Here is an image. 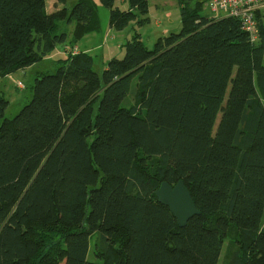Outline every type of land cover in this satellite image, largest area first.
<instances>
[{"label":"trees","instance_id":"obj_1","mask_svg":"<svg viewBox=\"0 0 264 264\" xmlns=\"http://www.w3.org/2000/svg\"><path fill=\"white\" fill-rule=\"evenodd\" d=\"M47 1L0 0L2 78L75 24L14 118L0 92V264H220L229 237L230 264H264V10L252 42L238 19L178 0L180 32L152 50L135 33L100 72L72 53L100 28L96 1L54 13ZM118 1L100 0L112 29L149 23V0ZM180 180L201 212L185 228L155 195Z\"/></svg>","mask_w":264,"mask_h":264},{"label":"rangeland","instance_id":"obj_2","mask_svg":"<svg viewBox=\"0 0 264 264\" xmlns=\"http://www.w3.org/2000/svg\"><path fill=\"white\" fill-rule=\"evenodd\" d=\"M78 0H68L66 5L68 9H71ZM98 5V10L100 14V29L94 34L97 36L94 38V42L92 44L102 43L106 39L104 46L95 48L92 50L91 55L95 59V63L97 66L98 71H103V69L107 66L108 62L112 58L123 59L126 53L125 44L128 41L129 37L133 33L131 31V25L128 26L123 31H116L113 29L111 33H107L112 28L110 27V9L104 7L100 0H95ZM203 2L204 8L201 12L202 16H207L209 18H219L221 14L219 13H212L207 7V2L209 0H192V4L196 2ZM155 4H159L161 7L159 10H156ZM151 7V18L152 22L147 27V25L138 27V32L142 35V39L150 50L154 49L155 43L161 37L168 36L170 33H178L182 30L181 24V13H180V6L178 0H152L150 3ZM158 19L160 21V25H156L155 21ZM72 26H66L65 29H68ZM147 27V28H145ZM98 44V45H100ZM106 44V45H105ZM92 45V46H93ZM121 45V46H120ZM120 46V47H119ZM97 47V46H94ZM114 54H111V53ZM54 63L52 61H46L38 63L37 66L26 73V75H20V79L25 83L26 89L17 90L9 80L0 77V92L6 95V98L10 101L9 107L6 111V117L11 119L14 118L25 105H27L33 96L32 86L35 83V75L38 74H46V73H53L54 71ZM136 82V80L134 81ZM134 103L133 97L127 101V105H131ZM1 122V121H0ZM57 240V238H56ZM54 239V241H56ZM96 236L91 237L90 239V252L88 259L92 262L97 261L96 257L94 256V246H95ZM236 240L234 237H229L226 239L224 248L222 251V256L220 259V264H230L231 258L235 249Z\"/></svg>","mask_w":264,"mask_h":264},{"label":"crops","instance_id":"obj_3","mask_svg":"<svg viewBox=\"0 0 264 264\" xmlns=\"http://www.w3.org/2000/svg\"><path fill=\"white\" fill-rule=\"evenodd\" d=\"M151 1L152 0H149V12H148V18H149V25L151 24V22H152V18H151V7H150V3H151ZM155 1H157L158 2V0H155ZM117 6L118 7H120L121 9H124V10H127L128 8H129V0H126V1H118L117 2ZM67 8V6H65V5H63V4H59L58 2H57V0H48L47 1V10H48V12L49 13H54V12H57V11H59V10H61V9H63V8ZM155 8H156V10H159L161 7L159 6V4H155ZM155 24L156 25H160V21H158V19L155 21ZM131 25V31L133 32V33H130V34H133L132 36H131V38L134 36V34L135 33H139L138 32V27H137V25H136V23L134 22V23H131L130 24ZM129 25V26H130ZM149 25H147V27L149 26ZM69 26H72V27H69L68 29H67V31H68V41L65 43V44H62V45H58L57 47H56V49L54 50V52L52 53V54H50L49 56H47L43 61L44 62H46V61H52V63H54V62H56L57 60H59V59H61V58H65V57H67L68 56V50H69V48H70V45H69V41H71V39H72V37H73V33H74V29H75V24H71V25H69ZM147 27H145V28H147ZM100 29V28H99ZM98 29V30H99ZM97 30V31H98ZM97 31H95V32H93V33H90V34H88V35H86L82 40H80L78 43H77V45L75 46V48H77L78 49V52H84V53H88V54H90L91 55V52H92V50H94L95 48H98V47H100V46H102V44H103V46H104V43L106 42V39L104 40V41H102V43L100 44V43H98V44H100V45H98V44H92V42H94V38H96L97 36H94V34L97 32ZM113 31V29H111V30H109L108 31V33H107V36H108V34L109 33H111ZM140 34V33H139ZM141 35V34H140ZM142 36V35H141ZM130 37H129V39H131ZM143 38V37H142ZM128 39V40H129ZM95 43V42H94ZM93 45V46H92ZM106 45V44H105ZM94 46H97V47H94ZM121 46V45H120ZM119 46V47H120ZM111 54H114L113 52L111 53ZM42 61V62H43ZM37 66V64L36 65H34V66H32V67H29V68H27V69H25V70H20V71H18V72H16V73H14V74H12V75H9V76H7V77H5V79H7V80H9L11 83L12 82H14V83H12L13 85H14V87L17 89V90H22V89H26L27 87H26V85H25V83L19 78L20 77V75H26V73H29L30 71H32L35 67ZM36 77H37V73H36V75H35V79H36Z\"/></svg>","mask_w":264,"mask_h":264},{"label":"built area","instance_id":"obj_4","mask_svg":"<svg viewBox=\"0 0 264 264\" xmlns=\"http://www.w3.org/2000/svg\"><path fill=\"white\" fill-rule=\"evenodd\" d=\"M207 7L210 12L221 14L220 17L238 19L242 29L249 34L251 41H259L256 13L264 10V0H209ZM72 53H79L78 49L74 48Z\"/></svg>","mask_w":264,"mask_h":264},{"label":"water","instance_id":"obj_5","mask_svg":"<svg viewBox=\"0 0 264 264\" xmlns=\"http://www.w3.org/2000/svg\"><path fill=\"white\" fill-rule=\"evenodd\" d=\"M155 195L161 204L170 209L180 228H185L193 217L201 215L183 180L175 185L162 182Z\"/></svg>","mask_w":264,"mask_h":264}]
</instances>
